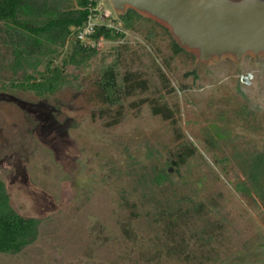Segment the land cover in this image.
I'll return each instance as SVG.
<instances>
[{
    "label": "rangeland",
    "instance_id": "374dc122",
    "mask_svg": "<svg viewBox=\"0 0 264 264\" xmlns=\"http://www.w3.org/2000/svg\"><path fill=\"white\" fill-rule=\"evenodd\" d=\"M136 27L92 43L96 54L67 67L68 83L46 97L8 86L23 74L11 70L14 57L0 45V181L13 210L40 225L35 242L0 254V264H264V209L236 190L243 177L231 159L235 148L264 146V57L196 64L191 53L173 55L163 29ZM115 58L119 72L139 75L147 90L122 108L89 102L94 79ZM191 71L196 77L186 76ZM154 104L174 119L152 115ZM213 125L228 135L210 148ZM185 144L194 156L177 173L168 169L162 186L151 182ZM176 203L189 210L177 229L188 247L167 257L163 246L179 241L155 219Z\"/></svg>",
    "mask_w": 264,
    "mask_h": 264
},
{
    "label": "trees",
    "instance_id": "16d2710c",
    "mask_svg": "<svg viewBox=\"0 0 264 264\" xmlns=\"http://www.w3.org/2000/svg\"><path fill=\"white\" fill-rule=\"evenodd\" d=\"M97 1L75 0V5L71 7L65 4L68 3L67 0H44L40 10H37L40 0H0V45L14 57L11 70L13 72L22 70L23 74L20 80L11 79L8 86L12 89L31 92L39 97L53 95L58 89L64 87L68 83L65 76L66 68L80 67L85 57L96 54L95 48L83 46L76 40L75 34L90 17L95 15L93 9ZM51 5L55 6L51 7ZM118 21L120 29L107 28L103 25L95 26L89 39L93 42L99 39L106 41L121 39L124 37V31L139 32L136 26L141 21L151 23L168 34L165 28L141 17L133 10H128L125 15L119 16ZM171 48L174 56L184 52L173 40ZM57 60L58 63L54 64ZM41 65H44V70L38 72V67ZM24 66L27 67L24 68ZM119 67V61L115 58L102 68L92 83V91L85 95L89 102L122 108L128 97L136 92L144 93L147 90L145 80L139 75L127 73L123 75L119 72ZM190 75L196 77L194 71L186 74V76ZM160 77L165 80L162 72ZM240 113L245 116L251 114L245 108H242ZM151 114L160 116L163 120L174 119L173 112L165 105L154 104ZM213 129L206 141L210 148H215L216 143L227 138L228 135L216 125H213ZM194 154L195 148L192 145H183L174 158L165 161L164 168L152 173L151 182L162 186L169 180L170 170L168 169H174L177 173L178 169ZM231 159L243 177V180L236 184V190L253 203H259L264 209V146L260 149L235 148ZM177 204L171 208L167 207L166 211L160 209L155 219L157 223L165 226L170 240H174L175 235L179 241L174 246H163L162 253L167 257H179L185 254L188 247L186 240L177 234V229L180 226L178 221L189 214V210L183 211ZM201 208L198 205L194 212L199 213ZM218 225H220L218 222L210 223L208 229L220 228L221 226ZM39 226L37 219L23 217L13 210L5 186L0 181V254H19L36 241ZM123 233L128 240L136 239L127 225L123 228Z\"/></svg>",
    "mask_w": 264,
    "mask_h": 264
},
{
    "label": "water",
    "instance_id": "95a60500",
    "mask_svg": "<svg viewBox=\"0 0 264 264\" xmlns=\"http://www.w3.org/2000/svg\"><path fill=\"white\" fill-rule=\"evenodd\" d=\"M113 13L133 10L165 28L196 64L264 57V0H108Z\"/></svg>",
    "mask_w": 264,
    "mask_h": 264
},
{
    "label": "built area",
    "instance_id": "2783aa9c",
    "mask_svg": "<svg viewBox=\"0 0 264 264\" xmlns=\"http://www.w3.org/2000/svg\"><path fill=\"white\" fill-rule=\"evenodd\" d=\"M108 4V0H98L96 7L93 9L95 15L90 17L87 23L82 26L75 34L76 40L81 42L83 46L90 47L94 43L89 39V36L93 34L95 26L103 25L107 28H115L112 21V13L105 9V5Z\"/></svg>",
    "mask_w": 264,
    "mask_h": 264
}]
</instances>
